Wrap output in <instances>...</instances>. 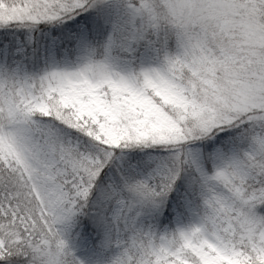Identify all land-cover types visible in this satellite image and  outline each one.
<instances>
[{"label": "snow or ice", "instance_id": "obj_1", "mask_svg": "<svg viewBox=\"0 0 264 264\" xmlns=\"http://www.w3.org/2000/svg\"><path fill=\"white\" fill-rule=\"evenodd\" d=\"M0 264H264V0H0Z\"/></svg>", "mask_w": 264, "mask_h": 264}]
</instances>
